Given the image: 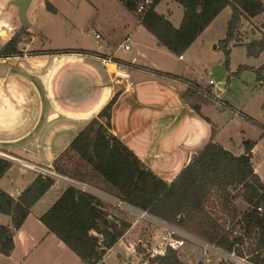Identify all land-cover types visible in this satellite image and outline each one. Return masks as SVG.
Here are the masks:
<instances>
[{"label":"trees","instance_id":"16d2710c","mask_svg":"<svg viewBox=\"0 0 264 264\" xmlns=\"http://www.w3.org/2000/svg\"><path fill=\"white\" fill-rule=\"evenodd\" d=\"M159 1L151 0L139 10L144 0H121L140 24L176 55H182L213 19L229 7L231 16L226 35L218 43L226 54V65L230 43L241 40L238 27L242 17L248 19L264 11L262 0H175L183 8L180 25L175 27L155 10ZM45 7L55 12L50 2L46 1ZM260 31V38L246 44L250 56H257L264 50V23ZM23 33H27L24 28L15 32L0 49V57L20 53L18 44ZM254 72L256 80L264 85V64ZM211 95L209 89H202L196 83H189L186 92L190 105L197 110L194 101L212 103ZM115 99L116 95L84 125L54 159L52 169L60 176L92 185L227 250L235 248L239 254H251L254 263L264 264V223L255 209L259 203L264 205V184L250 163L249 151L253 144L245 142V152L236 156L219 144L209 142L167 182L146 167L112 132L111 112ZM262 108L264 110V102ZM245 117L264 131V126L255 119ZM11 165L10 159L0 155V178ZM54 184L51 178L37 175L16 199L0 188V213L11 218V226L0 224V254H11L14 232L22 226L33 204ZM215 190L218 192L213 194ZM59 191L39 221L86 264H101L103 256L132 222L122 213L108 218L112 214L110 204L75 186L65 185ZM237 196L248 203V208L242 212L229 207L231 199ZM215 206L223 212L227 210L235 220L231 227L222 225L218 221L220 217H215V211L208 209ZM95 232L104 237L101 245ZM138 250L145 252L140 247ZM145 259L149 264H182L172 249L163 254L145 255Z\"/></svg>","mask_w":264,"mask_h":264},{"label":"crops","instance_id":"0c3cea01","mask_svg":"<svg viewBox=\"0 0 264 264\" xmlns=\"http://www.w3.org/2000/svg\"><path fill=\"white\" fill-rule=\"evenodd\" d=\"M128 12L131 21H125L122 25V40L116 47L111 44V40H105V44H99L98 50L35 49L31 46L34 37L28 27H17L7 19L0 20V49L20 28L24 27L27 32L22 34L18 44L19 56L17 54L11 59L0 60V155L18 159L0 178V188L16 199L38 175L29 164L51 167L54 159L84 125L115 95L111 112L112 132L146 167L165 181L170 182L175 178L177 172L209 142L219 144L236 156L245 152V142H251L250 163L264 184V131L246 117L229 118L221 126H216L213 116L202 110V107L212 103H199L195 100L198 110L193 108L186 96L189 83H196L202 89L212 92L211 88L184 76L179 70H170L163 62L159 65L158 60L149 59L151 53L162 52L166 55L172 52L140 24L134 13ZM163 15L173 26L178 27L183 11L177 15V21L172 16ZM126 37H129L127 42ZM124 43H128L127 50L132 51H126ZM171 55L179 61L185 59L184 55L182 58L173 53ZM104 58H112L130 71L135 82L132 90L125 89L123 82L113 80L110 73L112 67L106 66ZM18 60L25 61V64L18 65ZM8 61L16 63L8 64ZM258 84L264 87L260 82ZM195 111L202 119L191 116ZM243 115L264 126L253 116L246 113ZM59 189L54 184L33 204L22 226L13 234V250L19 240L18 234L26 227L30 238L38 232L39 238H35L32 245L37 246L42 241L44 248L41 257L49 248L67 254L71 251L54 234L48 232L39 220L35 221L52 205ZM50 191L55 192V197L32 220L34 207ZM0 224L11 226L10 216L0 213ZM135 227L136 223L131 224L122 240H140ZM157 232L155 229L154 233ZM152 237L151 245L156 243ZM102 260L100 263L104 264Z\"/></svg>","mask_w":264,"mask_h":264},{"label":"rangeland","instance_id":"374dc122","mask_svg":"<svg viewBox=\"0 0 264 264\" xmlns=\"http://www.w3.org/2000/svg\"><path fill=\"white\" fill-rule=\"evenodd\" d=\"M46 1L55 8V12L45 7ZM262 2L264 4V0ZM156 10L161 14L172 16L174 21H177V15L183 11L175 0H162L156 6ZM230 16L231 9L225 7L204 34L183 52L184 60L179 61L174 55H171L172 53L165 55L162 52L151 53L148 58L158 60L159 65L162 62L165 63L164 65L170 70H179L184 76L196 79L202 86H209L217 101L212 99V104L202 107V110L213 116L216 126H221L229 118L243 119L240 115H233L230 108L220 106V101L228 102L227 104L232 109L253 116L264 123V111L261 107L264 101V87H260L254 72L255 68L264 64V50L257 56H250L246 47L248 42L260 38L264 12L248 19L242 17L238 27L241 40L230 43L228 65H226V54L218 43L226 35ZM1 19H7L13 26L28 27L34 37L31 46L46 51L74 48L98 50L99 44H105V40H111V44L116 47L124 33L122 25L131 21L130 13L124 9L121 0H29L24 6H20L15 0H1ZM97 31L102 35L99 39L94 36V32ZM24 64L25 61L18 60V65ZM241 66L248 68H240ZM237 70H239L238 73H236ZM209 79L213 80L212 84L208 82ZM218 83H223L224 86L219 87ZM191 116L202 119V116L196 111ZM253 128L256 127L253 126ZM55 184L59 188L68 185L63 181H57ZM86 185L89 186L86 192L97 197L100 196L101 190L92 185ZM215 192L218 191L215 190L213 194ZM231 192L234 194L235 191ZM242 192L240 190V194ZM54 197V191L48 192L34 207V215L31 219L34 220L35 215L42 211L43 207L50 203ZM231 206L236 209V212H242L248 208V203L237 196L231 199L229 207L232 208ZM208 209L215 211V217H220L218 221L227 228L234 224L235 220L231 219L227 210L223 212L216 206ZM112 212L117 213L118 210L112 208ZM38 220L35 219V221ZM152 227L146 221L136 223V235L141 237L143 242H148L147 246L152 243V236L155 235L156 228ZM188 233L200 239L199 236L189 231ZM38 235V232H35L30 238L26 227L22 228L18 234L19 240H17L15 250L8 256L0 254V264H86L71 251L67 254L51 250L52 248H49V251L41 257V251L44 248L42 241L37 246L32 245ZM123 242L118 240L106 252L102 258L104 264H124V261L127 260V251ZM140 248L146 252V247L140 246ZM199 249V247L193 248L187 245L179 249L177 253L182 260L195 261L200 257Z\"/></svg>","mask_w":264,"mask_h":264},{"label":"built area","instance_id":"2783aa9c","mask_svg":"<svg viewBox=\"0 0 264 264\" xmlns=\"http://www.w3.org/2000/svg\"><path fill=\"white\" fill-rule=\"evenodd\" d=\"M150 3L151 0H144V2L139 6L138 9L142 10ZM94 36L96 38L100 37L97 32H94ZM128 40L129 37H126V42ZM123 48L125 50L129 49V44L124 43ZM13 56L14 55H10L4 58L0 57V60L11 59ZM182 57V55H179V58ZM103 62L106 64V66L110 65L112 67L110 73L113 80H115L116 82H123L125 85V89L127 90H132L135 87V82L132 80L130 71L128 69L122 67L117 63L116 60L112 58H104ZM209 83L212 84L213 80L209 79ZM211 98L217 101V98L214 96V94L211 95ZM219 105L225 108H230L233 115H240L241 117H245L243 113L239 112L238 110L232 109V107L224 101H220ZM7 158L12 161H18L17 158L12 156H8ZM29 166L32 167L42 178H51L52 180H54V182L63 181L64 183H68V185L75 186L77 188L80 187L82 191H86L87 187H89L86 185V183L60 176L52 169V167H42L33 164H29ZM98 197L106 201V203L110 204L111 208L118 210L117 213H122L127 219L132 222L131 224H135L140 221H146L158 230V232L154 235L156 243L152 245L150 244L149 246H147V244L144 243L141 239L123 242L121 237L119 240L123 242L127 251V260L124 261V264H149L145 259V255L152 256L156 254H163L167 249L174 250L182 264H196L198 262H201L203 264H256L250 259L251 254H239L235 248L227 250L214 242H210L202 238L199 239L194 235L188 233V231L186 232V230L179 227L178 225L161 220L151 215L147 210L131 205L111 194L100 191V196ZM255 209L262 217V221L264 223V205L262 203H259L255 205ZM117 213H110L108 215V218L112 219L113 216ZM95 235L98 237V244L101 245L104 240L103 235L96 232ZM244 239H246V237H244ZM187 245L192 246L193 248H200V257L197 260H182L179 257L177 251L181 248L186 247ZM140 246L146 247V252H139L138 248Z\"/></svg>","mask_w":264,"mask_h":264},{"label":"water","instance_id":"95a60500","mask_svg":"<svg viewBox=\"0 0 264 264\" xmlns=\"http://www.w3.org/2000/svg\"><path fill=\"white\" fill-rule=\"evenodd\" d=\"M29 0H15V2H17L20 6H24L25 4H27ZM15 61H8V64H15ZM219 87H223L224 84L223 83H219L218 84Z\"/></svg>","mask_w":264,"mask_h":264}]
</instances>
